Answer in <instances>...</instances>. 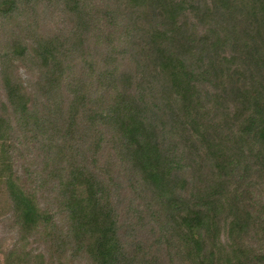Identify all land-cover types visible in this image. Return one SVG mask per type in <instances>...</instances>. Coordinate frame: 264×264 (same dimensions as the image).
<instances>
[{"label":"trees","instance_id":"1","mask_svg":"<svg viewBox=\"0 0 264 264\" xmlns=\"http://www.w3.org/2000/svg\"><path fill=\"white\" fill-rule=\"evenodd\" d=\"M1 220L2 264H264V0H0Z\"/></svg>","mask_w":264,"mask_h":264},{"label":"rangeland","instance_id":"2","mask_svg":"<svg viewBox=\"0 0 264 264\" xmlns=\"http://www.w3.org/2000/svg\"><path fill=\"white\" fill-rule=\"evenodd\" d=\"M8 222L9 221L6 220L0 221V250L10 247L11 244L16 240L15 228H13L12 224ZM1 257L2 255L0 253V264H2Z\"/></svg>","mask_w":264,"mask_h":264}]
</instances>
